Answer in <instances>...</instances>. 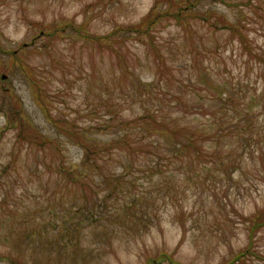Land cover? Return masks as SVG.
<instances>
[{
    "label": "rangeland",
    "instance_id": "374dc122",
    "mask_svg": "<svg viewBox=\"0 0 264 264\" xmlns=\"http://www.w3.org/2000/svg\"><path fill=\"white\" fill-rule=\"evenodd\" d=\"M160 1L0 0V264H12L10 253L17 252L26 264H144L162 253L175 264H223L239 252L246 256L235 264H264V226L254 231L258 226L241 217L264 206L259 162L264 159V108L259 90L238 96L251 101L247 117L254 128L252 140L244 133L246 141L237 139L235 148L244 156L252 148L255 156H262L255 162L248 156L241 170L229 175L212 169L198 175L181 168L178 160L166 164L163 159V173L152 174L154 159L121 153L117 147L99 164L107 161L111 175L124 177L125 192L100 191L96 209L82 212L81 196L75 185L69 187L65 170L90 174L92 184L100 177L80 168L83 148L51 125H72L92 147L128 132L125 122L154 112L163 106L161 101L165 110H172V95L206 97L204 83L197 82L203 69L213 74L225 66L228 72L222 77L228 82L232 77L230 85L243 80L241 85L249 81L256 87L251 72L256 60L215 16L222 14L235 23L250 47L264 53V0H202L194 9L210 17L190 19L191 38L184 37L173 18L161 17L150 27V38L128 34L122 44L114 43L118 57L105 44L87 38L135 25L156 3L163 13L167 5ZM51 25L69 29L49 40L41 31ZM71 27L82 32H71ZM150 39L155 50L149 47ZM25 44L29 48L19 55L22 68L12 53ZM248 70L251 77L245 75ZM28 78L39 86L45 106ZM178 111L174 117L183 124L206 126V117L193 121L189 113H181L188 110ZM232 114L233 122L241 118L240 106ZM21 122H32L44 142L34 143L26 134L18 137ZM10 211L17 216L7 220L3 216ZM98 212L103 215L95 220ZM78 225L83 227L81 235L74 228Z\"/></svg>",
    "mask_w": 264,
    "mask_h": 264
},
{
    "label": "trees",
    "instance_id": "16d2710c",
    "mask_svg": "<svg viewBox=\"0 0 264 264\" xmlns=\"http://www.w3.org/2000/svg\"><path fill=\"white\" fill-rule=\"evenodd\" d=\"M201 1L202 0H161V4L163 2L165 5H167L166 10L163 11V13L157 10L159 4L156 3L154 6H152V9H150L135 25H131L126 28H114V31L105 37H95L90 35L87 37L86 34L84 36H86L88 39L90 38L91 41L98 42V44H105L110 48L109 51H112L114 55L118 57L116 49L114 48V43L119 45L122 44L125 41V36L128 34H136L140 38H145L146 36L150 38V27L156 24L157 21L161 19V17H171L175 20L176 24L179 25V27H182L184 30V37L191 38L193 30L189 25L190 19L201 18V20H206V17H210H205V15L202 17L196 13L194 7ZM213 1L221 2L223 4L228 3L227 0ZM215 19L220 23V25H222V29H227L231 31V33L233 32L237 34L239 42H241L247 48V54L256 60V64L251 70L252 74L255 73L254 79H256L257 82L256 87L253 85L250 87L251 83H249V81H247L244 85H241L240 82L243 80H240L236 85H233L234 87L237 86L238 88L237 90H234L233 86L230 85L232 77H230L229 82L226 80V77H222L223 72H228L226 71L225 66L224 71L219 70L218 68L213 74L211 71L203 69L200 80H197V82L199 85L201 81L204 83L205 92L208 93L205 94L206 97H193L196 95L195 93L188 95L189 97H186L182 94L172 95V100L176 103V107L172 110H165V104L161 101L163 106L158 107L154 112L142 113L137 117L125 122V125H130V127H128V129H130L128 132L125 131L124 133L114 136L112 139L106 142H100L95 145L93 144L92 147L87 145L86 140L83 138V133L79 130H75L71 124V126L64 124L51 125L54 127L56 132L63 136L66 135L70 139H74L76 141V145L83 148L84 155L82 159V165L79 167L83 170L94 171L100 177V179L92 184L90 182V174L82 173L81 171H78V169L65 170L66 176L69 177L68 180L71 185H69V187L75 185V191L77 195L81 196V198H78L81 203V206L79 204L78 208H80L82 212H90L96 209L98 204L95 200V195H97L96 193L100 191H104L106 189L107 195H110L111 193L115 195L118 192L120 193L126 191L127 187L124 177H122V175H116L117 177L115 175H111V169L107 167V161H103L102 164H99V160L104 156V154L111 156L114 150H117V147L121 153L124 152L132 155L137 154L138 156L142 157L149 156L152 158L151 160L154 159V163L151 166L149 165V172L152 174L163 173V166L165 167V165L160 162L163 159L166 164H171V162L173 163L174 160H178L181 168L187 171L195 172L198 175L202 174L204 171L209 172L212 169H219L230 175L234 171L242 169L243 165L246 164L245 162L247 161L246 159L248 156L249 159H252L254 162L257 158L260 159L262 157L261 155L255 156L256 151H254L253 148L249 150L251 153L246 156H244L243 153H238L237 148H235L236 143L234 142L237 139L245 142L246 139L243 137L245 135L244 133H247V137H250L252 140L253 135L251 134V131H253L254 128L252 126V119L247 117V115L250 113L248 108L251 101H243V99L241 101V97L238 98V96L245 95L249 91L258 93L259 90V97L263 98L261 105L264 108V53L253 50L248 44V39L243 35L242 31L237 28L235 23L228 21L224 15L218 14L215 16ZM66 29L69 28L66 26L57 25L43 27L41 36H46V38L51 40L56 36L65 34ZM81 29L83 30V28ZM70 31L82 32L81 30L73 27L70 28ZM150 46V49H156V45L153 41H151V39L149 40V47ZM27 48H29V45L25 44L18 47L12 53L15 58H18L16 60V65L21 66L22 68L23 63L20 62L21 57L19 55ZM156 59H158V62L162 63V58L160 55H157ZM126 69L127 65H125V70ZM250 74L251 73H249L248 70L246 71L245 75L247 77H251ZM161 76L162 74L159 72V78H161ZM28 79L35 87L36 84L33 82V80L31 78ZM167 82L170 81L167 80ZM180 84H182V82H180ZM141 86L146 88L147 85L145 86V84H141ZM181 86L185 87L184 85H180V88H182ZM35 88L37 89V97L39 98L40 103L45 106L42 97H40L42 93L39 90V86H36ZM181 92H184L185 94V91L181 90ZM217 105L220 106L218 107ZM238 106H240V112L243 113V116L236 122H233L232 119L235 117L232 112H236V108ZM45 108L46 107H44V109ZM179 109L188 110L189 112L181 113L184 115L189 113V115H191L190 119L193 121H196V118H200L202 116L206 117V126L195 123L183 124L177 117H174V114L179 112ZM22 124L23 122L20 123V131L17 135L18 137L21 134H26L30 137V139L35 140L34 143H36V141H41L42 143L44 142V135L34 126L32 122H29L28 124L24 123L26 126L23 124L26 127L25 131H23L24 126ZM132 138H137V142H134ZM207 141H210V145H206ZM242 141L237 142L241 143ZM47 143L53 145L54 141L48 139ZM259 162L262 164V168L264 169L263 157ZM77 178L78 180L74 182ZM101 186L102 188H100ZM98 187L100 188L99 191H95ZM87 189L92 192L94 198L87 192ZM133 202L134 201H132V203ZM130 213L131 212H128V214ZM101 215L103 214H100L99 212L96 213L94 216L95 220H100L98 218H100ZM15 216L17 215H14L12 211H10L7 212L3 217L8 220V218H13ZM20 216L25 218V216ZM241 217L245 219L244 221H247L253 228L258 226L256 229H254V231H257L260 226H264V206L262 209H257L254 213L247 217H244L243 215H241ZM92 221H94V219ZM180 223L181 226L184 227V222ZM74 228L76 230V234L81 235L83 229L82 225H78ZM105 229H107V227ZM35 232L36 231L30 235H34ZM21 256L22 255L19 252L13 255L10 253L9 261L12 264H26L27 261L19 259ZM245 256V253L239 252L223 264H235L239 260H243L242 258ZM162 261H168L170 264H175L173 258L165 253L147 259L144 264H150L151 262L160 263Z\"/></svg>",
    "mask_w": 264,
    "mask_h": 264
}]
</instances>
